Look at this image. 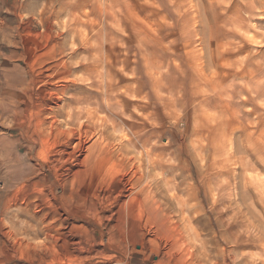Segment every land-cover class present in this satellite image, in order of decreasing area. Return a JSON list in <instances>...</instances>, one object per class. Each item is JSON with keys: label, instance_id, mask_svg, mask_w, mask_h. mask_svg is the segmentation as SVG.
Segmentation results:
<instances>
[{"label": "clouds", "instance_id": "1", "mask_svg": "<svg viewBox=\"0 0 264 264\" xmlns=\"http://www.w3.org/2000/svg\"><path fill=\"white\" fill-rule=\"evenodd\" d=\"M0 264H264V0H0Z\"/></svg>", "mask_w": 264, "mask_h": 264}]
</instances>
